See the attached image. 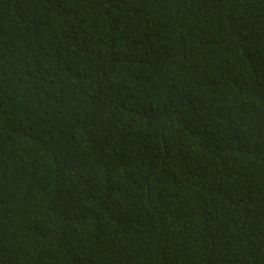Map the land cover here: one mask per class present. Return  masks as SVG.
<instances>
[{
  "label": "trees",
  "instance_id": "16d2710c",
  "mask_svg": "<svg viewBox=\"0 0 264 264\" xmlns=\"http://www.w3.org/2000/svg\"><path fill=\"white\" fill-rule=\"evenodd\" d=\"M0 264H264V0H0Z\"/></svg>",
  "mask_w": 264,
  "mask_h": 264
}]
</instances>
